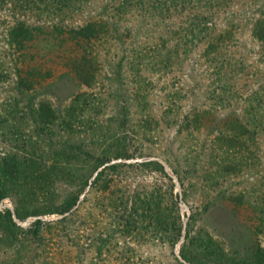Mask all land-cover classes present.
<instances>
[{"label":"rangeland","instance_id":"obj_1","mask_svg":"<svg viewBox=\"0 0 264 264\" xmlns=\"http://www.w3.org/2000/svg\"><path fill=\"white\" fill-rule=\"evenodd\" d=\"M129 1L30 16L42 32L24 49H7L0 26V264H264V41L252 29L264 0L163 15L141 8L154 0L119 8ZM210 10L232 35L233 98L198 52L169 69L155 54L174 50L131 53L162 17ZM107 18L116 26L88 42L55 28ZM84 48L89 86L72 71ZM195 111L201 124L185 126Z\"/></svg>","mask_w":264,"mask_h":264},{"label":"trees","instance_id":"obj_2","mask_svg":"<svg viewBox=\"0 0 264 264\" xmlns=\"http://www.w3.org/2000/svg\"><path fill=\"white\" fill-rule=\"evenodd\" d=\"M86 1L87 0H0V26L3 27L1 39L7 49H24L26 44L30 42L36 34L42 32L37 25L34 26L29 24L26 20L27 18L31 16L35 17L37 20L62 21L75 14L77 10L84 6ZM131 1L133 0L127 3H121L119 8L131 5ZM188 1L189 0H154L152 3H148L145 8H141L145 10V12H151L152 10V12L163 15L169 13L171 8L174 7L177 12L182 13L188 9ZM125 3L126 5H124ZM178 3H180V6H178ZM140 4L142 6L143 3ZM203 6L206 5L203 4L202 7ZM113 10H115V8H113ZM110 11L111 13L113 12L112 10ZM213 16L214 13L210 10L208 12L204 11L202 14L198 13L191 16L180 17V19L176 21L171 19L167 20V18L162 17V20L157 22V26L155 23V28H157L155 32L157 34L156 39L153 37L150 41L145 40L144 43H147L146 47L134 45L131 53L135 55V53H142L147 49L157 48L158 46L161 47L160 49L158 48L159 50L163 48L170 51L174 50L173 54H170L168 51L164 55H160L158 51H156L155 54V57L158 56L159 60L165 64L164 68L169 69L173 64L174 67H176L177 63L181 65L186 56H188V52H198L199 54L196 55V57H198L196 62L201 63L202 61L211 67L212 74L216 77L215 82L220 84V87L223 88L224 95L233 98L234 83L238 79L239 68L235 60L233 63V59L227 55V51H224V49L227 50L228 45L226 42L232 38V35H230V32H226L224 27L213 19ZM111 18H107L109 22L103 19H89L85 21L84 25L71 28L68 31H64L58 26H55V28L60 34L68 33L71 40H75V42L76 39L79 40V43L88 42L98 38L104 32H108L112 26H116L115 22H110ZM252 29L256 37L264 41V23L259 20ZM114 31H116V29H114ZM169 44H171L170 48L167 47ZM172 56L175 57V61H173ZM191 60L193 59L191 58ZM93 68L94 66L91 64V58L88 57L87 50L84 48V54L81 59L79 61H76V59L73 61L72 71L75 73L80 83L89 86L94 79ZM200 122L201 114L195 111L185 116L184 125L186 126L189 123H194V127L198 128L201 124ZM230 127H233L232 123ZM230 140L231 139H223L224 142H229ZM4 197L5 192L3 183H0V200ZM7 214L10 218V210L7 211Z\"/></svg>","mask_w":264,"mask_h":264}]
</instances>
